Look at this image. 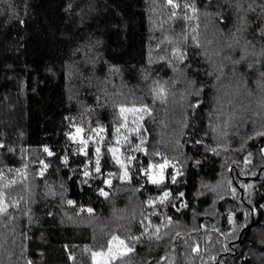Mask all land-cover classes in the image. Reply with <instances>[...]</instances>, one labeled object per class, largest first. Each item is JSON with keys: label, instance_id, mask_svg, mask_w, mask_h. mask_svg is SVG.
I'll list each match as a JSON object with an SVG mask.
<instances>
[{"label": "trees", "instance_id": "16d2710c", "mask_svg": "<svg viewBox=\"0 0 264 264\" xmlns=\"http://www.w3.org/2000/svg\"><path fill=\"white\" fill-rule=\"evenodd\" d=\"M177 1L172 21L166 0H0V264H93L113 235L135 249L113 264H264V0ZM133 105L138 160L175 182L121 179L107 148ZM76 125L106 130L96 176Z\"/></svg>", "mask_w": 264, "mask_h": 264}, {"label": "snow or ice", "instance_id": "6c2138e0", "mask_svg": "<svg viewBox=\"0 0 264 264\" xmlns=\"http://www.w3.org/2000/svg\"><path fill=\"white\" fill-rule=\"evenodd\" d=\"M210 2V0H209ZM167 4L172 7V8H179L181 7V5L179 3H176L175 0H167ZM183 7L185 9H187L189 7V5L186 3L183 5ZM193 11H195V8H193ZM254 11V9H253ZM176 13L173 12L172 16L175 17ZM185 19H187L188 17H184ZM20 23L23 24L24 21L20 20ZM193 40L196 39V37H192ZM198 46V45H197ZM173 55L176 56L181 62L184 60L186 53L181 52L179 49L174 50ZM235 63H239V61H236ZM251 67V66H249ZM210 75V73H209ZM262 76H264V73H261ZM262 87H264V85H262ZM162 91V90H161ZM198 106V105H197ZM145 114L147 115H151V112L149 110V108L147 107V105H142L141 107H136L135 105H133L132 107H125V106H119V111H118V115L116 117V119L120 122L119 126L115 127L114 129V133L116 136V145H120L121 141H123L125 144H129L130 140H129V135L131 133H139L140 132V122L144 119ZM129 121H131L132 125H135V127H129ZM124 129L126 133H128L129 135H125L121 132V130ZM85 130L82 127H77L75 134L70 135L69 138L72 139L73 141H76L79 138V142L82 145L80 151L84 154H87L86 149L88 146V143L90 140L93 139V136H89L88 138H83L81 137V134L84 132ZM91 131L95 134V136L99 137L100 141L104 140V136L101 135L102 133H104L105 129L103 126H100L99 128L96 129H91ZM257 136H264V130L261 131H257L256 132ZM141 145L144 143L143 140H141ZM199 143V142H198ZM0 147H2V145H0ZM135 151H146L145 149L141 148L140 145H136L134 148ZM45 152L48 153V155H52L53 153L51 151H49L47 148L44 149ZM107 151L109 153L112 154L113 159L115 160V162L122 168L124 169V173L123 176L121 177V179H127L128 178V171H127V166L124 162V160H122L120 158V150L119 147H108ZM95 153L97 156V159L95 161V171L97 173L100 172V154H101V148L99 146H97L95 148ZM153 155H159V153H153ZM128 160L129 163H131V160L134 159V157H127L126 158ZM64 163H67V158L64 159ZM167 160H165V162L163 164H157V165H152L149 164L148 165V169H152L153 167L161 169V174L159 179L156 178V176L152 175L151 173H149V179L152 183L154 184H159L162 183L163 181V174H162V170L167 167ZM45 168H47V165L44 166ZM42 174V173H41ZM85 177L89 176L90 173L88 171L84 172ZM109 175H112L111 173ZM173 182H175V176L172 177ZM104 183L108 184L109 186L111 185V180H105ZM5 187H7V185H5ZM235 191V190H234ZM100 194L107 196L108 194L106 192H104L103 189L100 190ZM3 193L0 192V213H5L7 212V207L4 204V200H3ZM169 195L168 192H164L163 194V198H167ZM163 198L161 199V203H163ZM69 204H72V201H68ZM150 205L153 204V201H149L148 202ZM87 211L89 213H92V209L89 208L87 209ZM145 219H147V217H145ZM171 221L169 220V223ZM229 222H232V217H229ZM145 231H147V228H145ZM156 232H159V228L156 229ZM177 235H179V233H177ZM159 238V237H157ZM132 239L135 240H139V237H132ZM135 251V249L133 247H129L128 244L125 243V241L123 239H120L119 236L113 235L111 237V239L107 242L106 245H101L100 246V250L98 251H92V258H93V264H113L114 261L117 260H121L123 261L125 257H127L130 253H133ZM194 252H198L199 248H194L193 249Z\"/></svg>", "mask_w": 264, "mask_h": 264}, {"label": "rangeland", "instance_id": "374dc122", "mask_svg": "<svg viewBox=\"0 0 264 264\" xmlns=\"http://www.w3.org/2000/svg\"><path fill=\"white\" fill-rule=\"evenodd\" d=\"M176 3H179L177 0H175ZM166 4H167V0H166ZM180 4V3H179ZM167 7H168V16L170 19H172V21H174L175 19H173L174 17L172 16V13L175 12L176 15L178 13V10L179 8H172L170 7L168 4H167ZM175 15V17H176ZM166 15V18L168 17ZM168 44L169 43H166V46L165 48L168 47ZM119 126V125H118ZM77 127H82L85 131L81 134V137L83 138H88L89 136H93V139L89 141L88 143V146H87V149H86V152L87 154L90 152V150L92 149L93 150V153H94V157H93V160L89 161L88 164H87V167H86V171H88L90 173L89 176H87L88 178L91 177V176H96L95 173H97L95 171V161L97 159V156H96V153H95V148L97 146H99L101 148V154H100V170H101V159H102V153H103V144L105 142V139H106V130L104 131V133H102L101 135L104 136V140L103 141H100L99 140V137L95 136V134L93 132H87V130L83 127V126H80V125H76L74 126V128L72 129V132L70 135H73L75 134V131H76V128ZM117 127V126H116ZM129 127H135V125H132L131 124V121H129ZM141 127H142V121L140 122V132L137 134V133H131L130 135L128 133L125 132L124 129L121 130V132L125 135H129V140H130V143L129 144H125L123 141H121V144L120 145H116V136H115V133H114V129H113V132H112V136H113V142H114V146L115 147H119V150H120V158L122 160H124L127 168H133L135 169L136 171H138L139 169V173H140V176H143L146 178V180L149 182V183H152L149 179V173H151L152 175L156 176L157 179H159L160 177V174H161V169H158V168H155L153 167L152 169H148V167H142L140 161L138 160V151H135L134 148L136 145H141V140H143V137H142V133H141ZM72 140V139H71ZM72 142L78 146V149L80 150L82 145L80 144L79 142V138L76 140V141H73ZM81 152V151H80ZM86 155V154H85ZM127 157H134V159L131 160V163L128 162V160L126 159ZM165 161L163 162H160V163H152V165H157V164H163ZM168 164H167V167H165L163 170H162V174H163V181L164 182L165 180H167V178L169 177L171 179V181L173 182L172 180V177L175 176V180L176 178L181 174V168L180 166L177 164V163H172V162H169L167 161ZM110 173H107V176L105 178V180H111V185L109 186L108 184L104 183V192H108V189L112 186L113 182H114V179L117 177L115 174L111 173L112 175H109ZM154 184V183H152ZM161 184V183H159ZM163 194L162 193L161 195L159 196H156V197H153V198H150L149 201H153L154 203L153 204H149L148 205L150 206L152 212L154 213H157L158 211H160L162 208H165L164 207V204L167 202V200L169 199V195L167 198H163ZM163 198V203H161V199ZM148 201V202H149ZM172 207L177 210V211H181V209H184L187 207V201L185 199H183V196L182 194H179L177 195L176 197H173V201L171 203Z\"/></svg>", "mask_w": 264, "mask_h": 264}]
</instances>
